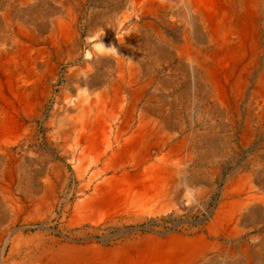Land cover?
<instances>
[{
	"label": "bare ground",
	"instance_id": "obj_1",
	"mask_svg": "<svg viewBox=\"0 0 264 264\" xmlns=\"http://www.w3.org/2000/svg\"><path fill=\"white\" fill-rule=\"evenodd\" d=\"M85 2L0 0V264H264V0Z\"/></svg>",
	"mask_w": 264,
	"mask_h": 264
},
{
	"label": "rangeland",
	"instance_id": "obj_2",
	"mask_svg": "<svg viewBox=\"0 0 264 264\" xmlns=\"http://www.w3.org/2000/svg\"><path fill=\"white\" fill-rule=\"evenodd\" d=\"M86 2H85V6H83V8H82V11H81L82 18L80 19V21L85 24L84 25L85 26V28H84L85 31H87L89 29V26L87 25V23H88L87 19L89 18L90 12H92V8H96L98 11H102L105 8V6H106L107 0H86ZM109 3H107V4H109ZM85 21H87V22L85 23ZM47 22H48V20L45 21V23H47ZM83 37L85 38V34L83 35ZM65 69H66V67H62L61 71H64ZM62 76L63 75H61V77H60V81L58 82V85H56V87H55L56 88L55 89V93L59 92V86L62 83V79L61 78H63ZM53 106H54V104L49 103V105L46 107L45 115L47 117L49 116L48 114H50V112L52 111ZM39 127L41 128L40 129V131H41L40 135H42V137H43L42 138V142H41V140H39V145L38 146H34V145L29 146V150L31 152V156H29L27 158L28 159L27 163L29 162L28 164L34 165V167L37 166V167H35L36 169L39 168V169L45 170L52 160H56L57 159L56 158L57 154H56L55 149H53L52 146L50 144H48V142H47V140L45 138V130L43 129L42 125H40ZM39 154H40V156H39ZM229 169L230 168L225 169V172H227ZM216 199H217V196H213L212 197V200H211V202H210V204L208 206V210L212 209ZM167 223L168 222H166V225H165L166 229L168 228V225H169ZM31 231H34V230L32 229Z\"/></svg>",
	"mask_w": 264,
	"mask_h": 264
},
{
	"label": "clouds",
	"instance_id": "obj_3",
	"mask_svg": "<svg viewBox=\"0 0 264 264\" xmlns=\"http://www.w3.org/2000/svg\"><path fill=\"white\" fill-rule=\"evenodd\" d=\"M90 40L91 39H95V37H91L89 38ZM95 48L98 52L104 54V53H107V54H118V49H116L114 46H105L101 40L100 43L96 44L95 45ZM194 201L192 199H189L188 200V203L191 204L193 203Z\"/></svg>",
	"mask_w": 264,
	"mask_h": 264
}]
</instances>
